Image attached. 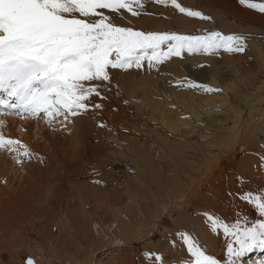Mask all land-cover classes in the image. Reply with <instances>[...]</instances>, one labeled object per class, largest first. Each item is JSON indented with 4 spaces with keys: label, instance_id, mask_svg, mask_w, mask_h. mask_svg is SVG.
Masks as SVG:
<instances>
[{
    "label": "rangeland",
    "instance_id": "374dc122",
    "mask_svg": "<svg viewBox=\"0 0 264 264\" xmlns=\"http://www.w3.org/2000/svg\"><path fill=\"white\" fill-rule=\"evenodd\" d=\"M226 2L234 4L241 10L264 15V12H261L258 8H249L246 4H241L240 0H226ZM250 2L261 4L264 3V0H250ZM144 3L146 7L140 16L133 17L122 11V15L113 16L114 22L146 32H177L191 35H204L210 31H219L224 34H241L239 32L242 31L235 33L234 29L246 30L243 31L245 33L243 36L246 38V50L243 53H229L220 50L216 53L200 52L190 54L185 52L181 57H172L178 58L182 73L177 76L178 78L166 80L170 77L166 76L168 72L171 73L169 71L170 65L158 68L155 71L158 72L155 89L161 93L167 94L174 87L186 89L192 88L188 87V84H201L199 80L192 79V76L195 73H210L213 70L210 64L213 58L218 57L223 62L224 57L240 59L249 53L247 41L252 34L251 31L256 28L255 25L246 20H241L237 14H233L235 12L226 9L220 3H215L214 0H178V3L182 6L198 10L211 19L189 17L180 13L171 5L156 4L153 0H144ZM105 11L106 14L111 15L107 13V10ZM225 28L230 30L226 31ZM193 58L196 61L191 63L190 61ZM220 66L222 64L218 68ZM153 68H149L145 63L139 69L136 67L127 70L110 69L111 83L105 84L103 98H95L97 103L103 104V107L101 109L90 107L87 112L81 114V116L79 115L80 118L77 116L76 127L78 126V129L83 131L87 130L86 137L92 140V143L85 141L84 135L80 131L79 136L82 138L80 148H77L73 143L75 140H73L74 136H72L71 128L64 127L66 125L53 126L62 121L60 117L49 123L50 118L43 113L37 117H21L10 113L7 109L0 110L1 134L5 136L8 134L7 125L10 124L13 127V134L15 133L14 137L20 140L19 133L25 134L24 126L27 123L31 127L40 126L41 128L50 129L49 135L52 136V141L49 142L53 145L52 148H56L51 150V147L40 139V141L38 140L39 143L33 142V144H30L32 147L25 145L24 141L21 142L22 145L28 147L27 149L31 153L30 157L23 156V148L19 145L15 146L18 151L0 148V152H2L0 154L4 155V159L6 158L5 162L8 167L6 171L9 179L7 188L0 182L2 188H0V264H27L28 259H31L34 264H88L90 255L94 254L95 251V264H99L103 256L109 253L114 256L113 259L105 261L106 264H190L191 255L187 252L186 246L179 235L181 232H187L193 236L206 249L208 254L226 260L227 238L223 235L222 230H218L216 233L210 230V222L207 220L205 213L219 216L229 224L235 223L234 221L237 219L244 223L246 218L250 225L255 220L264 219L254 206L247 213L249 215L245 214L243 210L245 204V201L241 199L243 194L250 191L253 194L264 193V179L258 183L254 182L258 179L256 178L257 173L264 172V166L253 162L256 155L260 154V157L264 155V148L261 149L262 152L254 154L250 146L245 147L246 149L243 147L241 153L227 162L223 173L220 174L218 179H214L209 185L202 187V190L198 191L199 193L196 192V196L193 194L189 203L185 198V200L183 199L180 203H177L178 205L176 204L177 208L175 206V209L169 215H161L157 230L149 232L153 228V220L159 211L158 209H160L158 205H162V200H164L163 197H160L163 198L161 200L152 196L153 192V195L156 194L153 188L154 183L156 180V182L158 181L157 184L161 185L160 181L163 177L165 183L168 181L167 179H170V173L168 172V175H166V169H168L166 167L168 166L167 163L171 161L168 158L165 162L157 160L158 154L153 152L151 148L150 150L148 147L147 150L145 149L148 153L142 149V152L144 151L146 157L148 156L152 163L150 168L155 176L143 179L136 163L137 160L134 161L130 156L128 147H133L136 144L140 145L142 141H151L153 137L149 134L151 132L147 130V128H150L145 125L147 123L145 121L143 123L138 122L143 118H141L140 112L138 113L132 107L131 101L127 97L131 92H133L135 98L142 96L144 92L142 82L145 81V75L150 74ZM218 72L221 75L226 73L225 76L229 78V68L226 70L218 69ZM203 83H205L204 85L209 84L208 86L213 88L222 89L221 92H213L212 94L225 95V89L221 85L225 82L221 83L220 81L218 84L210 85L206 80ZM179 85H184V87ZM123 89H125L126 94H123ZM244 89L246 88H243L244 93L249 90L247 88L245 92ZM256 99L254 98V100ZM208 107L210 110L208 112L215 113L214 115L218 118L217 120L214 119L212 124L219 125L222 119L220 118L223 112L222 109L219 106L209 105ZM206 115L208 113L205 114L203 119L205 123L207 120ZM100 125L104 126L101 127ZM134 126H136L135 131H133ZM128 131L132 134H129ZM13 134L11 133V135ZM129 136L132 137V142ZM193 136H195L194 133ZM12 138V136L9 137V139ZM30 139L32 140L33 137L31 136ZM135 139L137 140L135 141ZM117 141L119 145L115 144ZM157 143H161V141ZM137 147L142 148L141 146ZM57 149L59 152H57ZM59 149H64L68 153V158L67 154L60 152ZM183 152L191 154L190 150L184 149ZM159 154L163 155L164 153L159 152ZM197 155L189 156V161L196 159L195 162H192L193 165L201 163ZM61 156H65V159H67L62 160L59 158ZM176 163L178 165V162ZM164 164L167 166L165 167ZM169 165L171 166V164ZM197 166L194 167V170L191 169V172L184 166L185 172L180 170L182 169L181 166L178 171L172 169L178 173L173 172L172 177L175 178L177 185L172 192L170 191L171 188L168 189L166 186H163V188L171 194L175 192L179 194L183 189L190 190L189 188L194 183V175L202 168ZM30 170L33 174L29 175ZM252 177L255 179L253 180ZM178 181H181L182 185ZM243 183H246L247 192L242 186ZM32 185V190L27 189ZM40 188L43 190L42 192L39 191ZM48 188L50 191H47ZM163 188L161 185V189ZM2 190L4 191L2 192ZM10 198L13 200V204L9 203ZM227 198L228 200H226ZM232 202L235 207L239 206L238 211H236L239 214L229 208L228 204ZM46 209L47 212L43 213ZM38 210H41V212ZM4 212L5 214H3ZM121 223L130 227L126 228L124 226L126 230L123 228L121 232H117ZM148 232V237H144L146 240L143 237L138 238L141 234L146 236L145 234ZM117 238H121L126 245L119 248V245L115 242ZM207 238L213 248L207 245ZM149 252L159 254L162 258L161 261L156 262L154 259L146 257V253ZM256 255L257 258L253 260ZM263 256L264 251L254 250L243 259V264H261L264 261Z\"/></svg>",
    "mask_w": 264,
    "mask_h": 264
},
{
    "label": "snow or ice",
    "instance_id": "6c2138e0",
    "mask_svg": "<svg viewBox=\"0 0 264 264\" xmlns=\"http://www.w3.org/2000/svg\"><path fill=\"white\" fill-rule=\"evenodd\" d=\"M171 5L189 17L211 19L198 10L189 9L178 0H153ZM249 8L264 12V3L240 0ZM144 0H0V110L7 109L21 117L71 121L89 110L101 109L106 83H111L110 69L127 70L158 67L183 53H243L246 38L242 34L210 31L204 35L177 32H151L116 24L113 16L123 12L133 17L142 14ZM109 14H106V11ZM184 86V85H179ZM208 93L222 89L204 84H188ZM103 127L104 125H100ZM31 153L19 140L0 134V148ZM264 166V156L261 157ZM242 200L252 204L264 217V193L247 192ZM213 233L222 230L227 238L226 260L208 254L187 232L179 235L191 255L190 264H243L254 250L264 251V219L250 225L226 223L221 217L205 213ZM161 261V256L146 253ZM27 264H34L31 259ZM264 264V261L261 262Z\"/></svg>",
    "mask_w": 264,
    "mask_h": 264
},
{
    "label": "bare ground",
    "instance_id": "6f19581e",
    "mask_svg": "<svg viewBox=\"0 0 264 264\" xmlns=\"http://www.w3.org/2000/svg\"><path fill=\"white\" fill-rule=\"evenodd\" d=\"M214 2L220 3L226 9L232 10L233 12H235L233 14H237L241 20H244V21L246 20V21L250 22L252 25H255V27L257 28V29L255 28L251 31L252 34L250 37L247 36V37H249V40L247 41L249 53L247 55L243 56L240 59H231V58L229 59L228 57H224L225 60L223 62H221L220 59H218V57L213 58L211 63H210L212 65L211 67L213 68V70H211L210 73H208L209 76H207L208 74L202 73V72L200 74L195 73V75L193 74V76H192L193 77L192 79L199 80L201 84H205L203 82H205L206 80L210 83V85L218 84V83H220V81H221V83L225 82L224 84H221V85H223V89H225V93H224L225 95L221 96L219 94H215V93L212 94V93L205 92L201 89H192V88H186V87H185L186 89H179L180 87L179 88L174 87L173 89H170L169 93H167V94L165 93L166 95L164 93L157 91L155 89V80H156V76H157L158 72H155V71L158 68H163L164 66L167 67L170 65V70L168 69L169 67L167 69L171 73H169V72H168V74L164 73V74H166V76H170L169 79H166V80H173L175 78H178L177 76L181 75V73H182L181 65L179 63L178 58L177 59L172 58V59L166 61L164 64L159 65L158 67H154L153 70L150 69L151 70L150 74L149 73H148V75L144 74L145 75V81L142 82V86L144 87V92L142 93V96L140 94L141 97L135 98V96H133V94H132L133 92H131V94L127 97L130 99L132 107H134L138 111V113L140 112L139 114H141V118H143L142 120H140L141 122L140 121H138V122L143 123V121H145V123H147L145 125H148L150 127V128H147V130H148V132L149 131L151 132L149 134L153 137V140H151V141L150 140L149 141L147 140L148 142L142 141V143H140V145L136 144L133 147L132 146L128 147V153L130 154V156L133 158L134 161L137 160L136 163L139 166L138 167L139 171H140V173H142V177L144 180L155 177L154 173L152 172V169L150 168L152 163H151L150 159L148 158V156L146 157V155L144 153L145 149L147 150V147L149 150L151 148V150L153 152H156L158 154L157 160L165 162L168 158L171 162H174V163L168 162L167 163L168 166L164 164V166L165 167L167 166L166 168H168V169H166L164 167L167 170L166 175H168V172L170 173V179L166 178L169 182L167 181L165 183L164 177L163 178L161 177L162 179L160 181L162 188H163V186H166L168 189L171 188V190H170L171 192L175 189V186L177 185L175 178L174 179L172 178L173 172L174 173H176V172L173 171L172 169H176L178 171L180 166H181L182 169H180V170L185 172L184 168H187L188 171L191 172V169L194 170V167H196L197 165L201 166L203 168V169L200 168L199 172H197V173L195 172L197 176L194 175V178H195L194 183H193L192 187L189 188L190 190H184L183 189L182 191H180L179 194H176V192L171 194L167 190H165L164 188L161 189V185H158L157 184L158 181L156 182V180H155L153 188L156 191V194H158L159 196H157L156 194L153 195L154 192H153L152 196H155L159 199H161L160 197H163L164 200H162L163 199L162 198L161 199L162 205L161 204L158 205V206H160V209H158L159 211L157 212V215L155 216V218L153 220V228L151 230H149L150 233L153 230L154 231L157 230V226H158L161 215H163V214L169 215L172 212V210L175 209V206L177 208V205H178L177 203H180L183 199L185 200V198L187 199V201L189 203V201L193 197L192 196L193 194L195 195L196 192L199 193L200 190H202V187L209 185L212 182V180L218 179L220 174L223 173V170L225 169V165L227 164V162H229L233 157H235L239 153H241L243 151L242 150L243 147H244V149H246L247 147L251 146L250 148H252V152H254V154L255 153L257 154L258 152H262L261 149L264 148V146H263L264 144H262V142H264V138H261V137H264V37L260 38L261 36H264V15L259 14V13L254 14V13H250V12L241 10L238 7H236L234 4L226 2V0L225 1L214 0ZM227 11L229 12V10H227ZM237 15H235V16H237ZM228 28H225V30L229 31L230 29L228 30ZM236 30L234 29L235 33H237L238 31H242V32L246 31L245 29H241V28H238ZM190 31H192V30H190ZM242 32H239V33H241L242 35H245V33L244 32L242 33ZM192 61H196V59L193 58L190 62L192 63ZM220 64H222V66H220L218 68V66ZM227 68L230 69L229 78H227V76H225L226 73L224 75H221L218 72V69H220V70L225 69L226 70ZM209 70H210V68H209ZM221 73H223V72H221ZM218 74L220 77L218 76ZM243 88H246V89L248 88L249 89L248 92H246V89H244V91L246 92V93H244ZM165 92H167V91H165ZM124 93L126 94L125 89H123V94ZM230 94H231V96H230ZM254 98H257V99L254 100ZM238 102H240V103H238ZM209 105L213 106V107L219 106L222 109L223 112H222V115L220 116V118H222V119H221L219 125L212 124V121L214 119L217 120L218 118L216 117V115H214L215 113L211 114L212 112L211 113L208 112V110H209L208 106ZM243 109H245V110L243 111ZM212 110H214V109H212ZM207 113H208V115H206L207 120L205 123V122H203V119L205 118V114H207ZM136 115H138V114H136ZM80 116H79V118H80ZM138 117L140 118L139 115H138ZM77 118H78L77 116L72 117L70 122L59 121V124H54L53 126L54 127L55 126L60 127V125H63V126L66 125L64 127L71 128L72 129L71 131L73 133L72 136H74L73 140H75V142L73 141V143L75 144V146L77 148H80V140H82V138L79 136L80 131H81V134L84 135L85 141H90L92 143V140L89 139L88 137H86V135H87L86 131L87 130L83 131L81 129H78V126L76 127V121L78 120ZM0 119H1V117H0ZM137 120H139V119H137ZM0 121H2V120H0ZM193 123H195V124H193ZM7 126L9 129L7 132L8 134L6 136L4 134H2V135L5 138L8 136L9 137L12 136L13 137L12 139L19 140L16 137H14L15 133L13 134V127L10 124H8ZM3 128L4 127H2V129ZM134 128L135 129L133 131L136 130V126H134ZM24 129H25V134H22V132L19 133V135L21 137L19 141L20 142L24 141L25 145L31 146L30 144H33V142L37 143L38 140L40 139L42 142L45 141L46 144L49 145L50 147L53 146L49 142V141H52V136L49 135L50 129L41 128L40 126H34V127L32 126L31 127V125H29L28 123L26 124V126H24ZM4 130H5V128H4ZM130 132H131V130H130ZM130 132L128 131L129 134H132ZM11 133L13 135H11ZM193 133L195 136H193ZM31 136L33 137L32 140L30 139ZM9 137L6 139H9ZM129 137H130V141H131L132 137L131 136H129ZM152 137H151V139H152ZM136 140L137 139H135V141ZM158 141H161V143H157ZM115 144H118V141L115 142ZM259 145L261 148L259 147ZM137 146H141L142 148H140V147L138 148ZM119 147L124 148L123 146H119ZM53 148H55V147H53ZM53 148L51 147V150ZM250 148H248V149L250 150ZM37 149H38V147H37ZM119 149H121V148H119ZM142 149L144 150L143 152H142ZM179 149H180V151H178ZM184 149H186L187 151L190 150L191 154L189 155V154L183 152ZM59 150H60V152L67 154L66 156L68 158V153L64 149H59ZM124 150H126V149H124ZM57 152H59L58 149H57ZM145 152H147V151H145ZM159 152L160 153L163 152L164 154L163 155L159 154ZM0 153H2V152H0ZM180 153H181V155H179ZM64 154H62V155H64ZM149 154H151V153H149ZM165 155H166V157H165L166 159L164 158ZM192 155H197V157L199 156V161H201V163H199L197 165H193L192 162H195L196 159H193L194 161L193 160L189 161V159H190L189 156H192ZM259 155H256L255 156L256 158L253 159V162H255L256 164L257 163L262 164L261 157ZM3 156H4L3 154L2 155L0 154V182H2L4 184V186L7 188L9 185L8 184L9 179L7 178L8 172L6 171V169L8 167H7V164L5 162L6 158L4 159ZM167 156H169V157H167ZM59 158L62 160L67 159V158L65 159V156L64 157L61 156ZM60 159H58V160H60ZM62 160H60V161H62ZM175 162H178V165H177V163L175 164ZM59 164H61V163H59ZM169 164H171V166ZM183 166H184V168H183ZM31 171L32 170H30L29 175L32 173ZM184 172H183V174H185ZM176 174H178V173H176ZM180 174L182 175V173H180ZM29 175H28V177H29ZM182 176H184V175H182ZM256 176H257L256 178H258L259 180L256 179V181H254V182L258 183L260 180L264 179V172L262 171L259 174L257 173ZM179 179L181 180L180 177H179ZM252 179L254 180L255 178L252 177ZM176 180H178V179H176ZM178 182L181 183V181H178ZM243 184L244 185H242V186L246 191V189H247L246 183H243ZM29 185H30V183H29ZM180 185H182V183ZM259 185H260V183H259ZM32 188H33V185H32V187H30V188L28 187L27 189L32 190ZM157 188H159V189L157 190ZM163 190H165V192H163ZM178 190H179V188H178ZM3 191L4 190H2V192ZM39 191L42 192L43 190L41 189ZM47 191H50V189L48 188ZM191 191H193V192H191ZM23 195H24V193H23ZM41 195H42V193H41ZM44 197H46V196H44ZM9 200H10L9 203L13 204L12 203L13 200H11V198ZM154 200H156V199L154 198ZM226 200H228V198ZM158 202H159V200H158ZM9 203H8V205H9ZM160 203H161V201H160ZM179 206H180V204H179ZM179 206H178V208H179ZM228 206H229V208L235 210V212L238 211L237 208H239V206L235 207V205H233V202L228 204ZM252 206L253 205H251L250 203L245 201V204L243 205L244 213L247 214L251 210L250 208ZM9 208H10V206H9ZM252 208H254V207H252ZM6 209H7V207H6ZM39 212H41V210ZM46 212H47V209L43 213H46ZM3 214H5V212ZM236 214H239V213L236 212ZM247 215H249V214H247ZM232 221H234V220H232ZM25 225L28 226V224H26V223H25ZM124 226L126 228L130 227V226L128 227V226L124 225L123 223H121L119 229H117V232H121L123 228L125 229ZM125 230H124V232H125ZM149 232L147 234H145L146 236H144L142 234L139 235L138 238L148 237ZM133 234H135V232H133ZM2 235H4V234H2ZM115 242L117 245H119V248L124 247L126 245L125 242L123 240H121V238L120 239L117 238L115 240ZM206 242H208L207 245L210 248L211 247L213 248V245L211 244V242H209L208 238H207ZM95 252H94V254L92 253L90 255V260H89L88 264H95V261H96V259H94L95 258ZM113 256L114 255L112 253H109L108 255L103 256V259H101L99 264H106L105 261L113 259ZM256 258H257V255L255 257H253V260H255Z\"/></svg>",
    "mask_w": 264,
    "mask_h": 264
}]
</instances>
